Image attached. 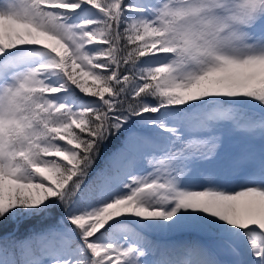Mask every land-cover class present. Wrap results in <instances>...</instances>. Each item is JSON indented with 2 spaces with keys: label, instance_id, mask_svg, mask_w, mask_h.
Segmentation results:
<instances>
[{
  "label": "snow or ice",
  "instance_id": "6c2138e0",
  "mask_svg": "<svg viewBox=\"0 0 264 264\" xmlns=\"http://www.w3.org/2000/svg\"><path fill=\"white\" fill-rule=\"evenodd\" d=\"M0 264H264V0H0Z\"/></svg>",
  "mask_w": 264,
  "mask_h": 264
},
{
  "label": "clouds",
  "instance_id": "9594fccd",
  "mask_svg": "<svg viewBox=\"0 0 264 264\" xmlns=\"http://www.w3.org/2000/svg\"><path fill=\"white\" fill-rule=\"evenodd\" d=\"M178 47H189L193 52H198L205 47H213L219 54H230L232 44L230 34L227 31L217 32L215 36L202 35L200 30L193 29L192 35L187 40L181 39L177 44Z\"/></svg>",
  "mask_w": 264,
  "mask_h": 264
}]
</instances>
